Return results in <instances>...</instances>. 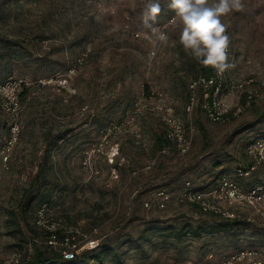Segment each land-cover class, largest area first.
<instances>
[{
  "label": "rangeland",
  "instance_id": "374dc122",
  "mask_svg": "<svg viewBox=\"0 0 264 264\" xmlns=\"http://www.w3.org/2000/svg\"><path fill=\"white\" fill-rule=\"evenodd\" d=\"M147 2L0 0V16L2 10L3 18L12 14L10 21L0 19V30L26 20L23 28L51 39L41 44L48 62L32 67L39 71L37 78L19 71L14 75L28 86L22 96L21 141L9 168L0 170V264H13L16 253L25 264L36 249L46 248L45 235L34 222L47 201L68 222L84 230L98 227L103 243L113 239V246H119L146 234L150 241L142 248L137 243L129 252V244L120 247L127 264H218L243 250L264 251V218L250 208L237 209L254 218L251 225L233 223L221 232L174 242L160 239L157 230L145 231L221 221L176 201L162 211L144 206L158 190L175 194L187 180L212 186L220 172L245 191L262 183L261 174L240 178L236 172L250 164L247 147L264 137V0H243L242 12L222 18L231 40L229 80L253 79L260 93L250 109L225 125L210 122L200 108L187 112L188 85L201 70L179 43L180 30L167 15L168 0H160L155 25L168 41L160 42L143 26ZM65 80L71 92L63 88ZM224 95L234 108L244 102L240 92ZM161 106L186 125L189 154L157 150V137L166 131ZM7 122L0 109V138ZM40 166L46 171L38 182Z\"/></svg>",
  "mask_w": 264,
  "mask_h": 264
},
{
  "label": "built area",
  "instance_id": "2783aa9c",
  "mask_svg": "<svg viewBox=\"0 0 264 264\" xmlns=\"http://www.w3.org/2000/svg\"><path fill=\"white\" fill-rule=\"evenodd\" d=\"M229 53L230 48L228 55ZM253 83V79L235 83L229 80L227 70L218 75L210 68L209 74H201L190 81L187 112L192 114L200 108L210 122L218 125L228 124L233 118L250 109L258 100L260 93L253 88ZM67 85L68 81L65 80L62 86L71 92V87ZM27 86L26 80L16 77H11L0 85V108L8 117L6 131L0 138V170L9 168L11 158L21 141L23 132L21 92ZM225 92L242 93L243 104L232 107L225 98ZM157 109L165 122L164 137L169 143V146L160 151L161 155H171V148L179 156L189 154L192 140L186 125L173 114L171 108L161 106ZM247 152L251 159L250 165L238 169L236 177L251 178L258 172L264 176V138L250 145ZM155 164L156 162H153L150 168ZM172 201L195 206L203 213L214 214L227 220L254 223L251 215L244 214L237 208H250L256 215L264 218V181L245 191L228 174L222 176L217 186L205 190L197 189L192 181L187 180L175 194L164 189L158 190L151 200L144 202V206L149 210L154 208L162 211L166 210ZM34 223L45 235L46 247L59 253L65 260H73L85 251L94 250L101 242L98 228L84 230L79 225L68 222L66 218L55 215L50 201L39 206ZM12 262L21 264L20 255L14 254ZM218 264H264V251L243 250Z\"/></svg>",
  "mask_w": 264,
  "mask_h": 264
},
{
  "label": "trees",
  "instance_id": "16d2710c",
  "mask_svg": "<svg viewBox=\"0 0 264 264\" xmlns=\"http://www.w3.org/2000/svg\"><path fill=\"white\" fill-rule=\"evenodd\" d=\"M13 1L18 2L21 0H7V3H11ZM3 13L4 11L2 10L0 19L2 18V19H5L6 21H10V18H12V14H6V15L4 14V18H3ZM167 13L169 17L174 16V12L170 9H168ZM47 15H49L48 18L52 16L51 12L47 13ZM25 21L26 20L18 21L19 26L16 28H10L5 31L0 30V85L6 82L9 78L14 77V75L18 71L20 72L22 76H32L33 78H37L39 75V71L37 69H33L32 67L37 66V65L44 66L48 62L49 56L47 57V53L41 54L42 52L41 44L45 41H50L51 39L47 37V34L45 32H42L41 35H37V34H33L29 27L23 28L22 25ZM77 43H78L77 41L74 42V44H77ZM195 65L197 66V68L201 70V74L210 73V67H204L201 64H199L197 61ZM29 69L33 70V72L31 73L30 72L31 70L29 71ZM24 70H28L29 72L25 73L23 72ZM24 93L22 90L21 100H22V96ZM261 138H264V137H261ZM167 146H169V143L165 139L164 135L158 136L156 140L157 150L161 151L163 148ZM246 154L248 158L250 159L247 150H246ZM45 171L46 170L44 166L39 167L38 173H37L38 182H39V179H41V177H44ZM258 173H255L253 176L255 177V175L261 174L262 176L261 180L263 182L264 181L263 174L261 172H258ZM227 174L228 173L220 172L218 174L219 176L217 175V179L212 186L198 185V184L196 185L194 182L193 183L196 185L197 189L199 190L213 188L219 184L222 176L227 175ZM36 184H37V181L34 184H32L33 188H35ZM32 203H33L32 200L29 201L27 203V207L30 208ZM193 207L195 208V210H197L195 206ZM197 211L201 215H210L211 217L219 219L221 222L216 223L211 226L208 224L193 225L190 222H181L180 224H177L176 226L171 225V226H167L164 228H157L155 226H150L149 228L146 229L145 233L151 234L152 231L157 230V232L160 233V239L165 240V241L173 240L174 242H180L183 238H186L188 236H193L195 238H201L205 233L221 232L229 228V226L233 223L245 224V225L253 224V223H249L247 221H242V220H227L222 217L216 216L214 214L203 213L199 210ZM93 228H98V227H93ZM100 236H101L100 237L101 242L96 249L85 251L80 256H77L73 260H65L59 253L55 252L54 250H50L48 247H46V248L36 249L35 254L32 257V259L25 264H127L124 259L125 254L119 250L120 247L126 244H129L128 246L129 248L127 250V252H129L135 249L134 246L136 244L134 243H137L138 248H142L143 242L145 240H148L147 238H145L146 234H143V236H140V238H138L137 241H132L130 239V240H127V242L126 241L123 242L119 246H113L114 244L113 239H110L106 243H103L104 242L103 236L102 235ZM110 256L114 258L112 262L108 261Z\"/></svg>",
  "mask_w": 264,
  "mask_h": 264
},
{
  "label": "clouds",
  "instance_id": "9594fccd",
  "mask_svg": "<svg viewBox=\"0 0 264 264\" xmlns=\"http://www.w3.org/2000/svg\"><path fill=\"white\" fill-rule=\"evenodd\" d=\"M167 7L174 12L172 22L180 30L179 43L187 54L218 75L232 66L228 62L229 25L222 18L242 12L243 0H168ZM161 12L160 0H148L141 12V23L157 40L166 43L169 36L155 26Z\"/></svg>",
  "mask_w": 264,
  "mask_h": 264
}]
</instances>
